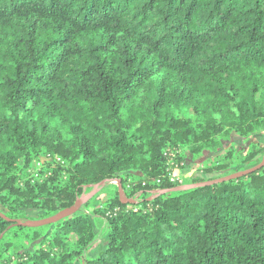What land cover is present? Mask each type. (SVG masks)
<instances>
[{
  "label": "trees",
  "instance_id": "trees-1",
  "mask_svg": "<svg viewBox=\"0 0 264 264\" xmlns=\"http://www.w3.org/2000/svg\"><path fill=\"white\" fill-rule=\"evenodd\" d=\"M235 135H264V0H0V264H264V167L151 196L178 186L174 148L180 165ZM41 157L51 175L38 182ZM118 180L141 196L134 209L116 194L92 214L10 228Z\"/></svg>",
  "mask_w": 264,
  "mask_h": 264
},
{
  "label": "rangeland",
  "instance_id": "rangeland-1",
  "mask_svg": "<svg viewBox=\"0 0 264 264\" xmlns=\"http://www.w3.org/2000/svg\"><path fill=\"white\" fill-rule=\"evenodd\" d=\"M223 150H221L219 153L215 155H204L200 159L191 160L189 158L184 159L182 165L183 167L179 169L178 171V177L183 181V185H185L190 179L197 178L202 176V172L204 168L214 161H218L219 164H224V166L230 165L229 169L224 170L220 173L207 175L206 178L211 177H222L227 174H233L235 170H233L234 163L236 162L237 158L244 159L245 157H248L249 154H251L254 151H257L259 149H263V151L259 152L257 155H255L252 159V162L249 164L242 165L240 168H243L244 170L250 169L258 164H260L264 158V135H259L253 138L252 140H245L244 138H241L237 135L233 137L232 140L223 143ZM174 157L175 153L177 154H186L183 152V149L181 147L174 148ZM171 154V153H170ZM188 156V155H187ZM225 156H228L227 160H224ZM48 166V167H47ZM32 169H30L32 176L38 180V182L42 181L46 177L51 175L50 170V160L41 157L39 160L34 161L31 166ZM48 168V173H46L44 170ZM243 170V171H244ZM44 171V173H42ZM177 174V173H176ZM130 174L129 176H131ZM137 174L133 175L136 176ZM117 183L111 182L107 183L101 191H99L88 203V206H84L81 208L80 212L82 213H90L92 214L96 209L101 207L102 205H105L106 201L112 196L118 195ZM87 193V192H86ZM126 196V195H125ZM127 197V196H126ZM140 195H135L134 198H128L136 202H141ZM125 211L134 209V205H124ZM141 206H138L136 209H140ZM1 210V209H0ZM108 213V212H107ZM41 213L38 211H27L26 215L29 220H38V216ZM98 217V216H97ZM94 224V232L97 235L98 242L95 244V246L90 250L88 253V256L92 257L95 256L97 253L100 252V250L103 248L104 245V234H106L104 230V219L102 218H96L93 220ZM72 241L75 240V238L72 236L70 237Z\"/></svg>",
  "mask_w": 264,
  "mask_h": 264
},
{
  "label": "water",
  "instance_id": "water-1",
  "mask_svg": "<svg viewBox=\"0 0 264 264\" xmlns=\"http://www.w3.org/2000/svg\"><path fill=\"white\" fill-rule=\"evenodd\" d=\"M262 167H264V158L260 164H258L257 166H255L253 168H250L248 170H245L242 172H237V173L231 174L229 176L222 177V178L212 180V181H208V182L192 184V185L187 184V185L177 186L175 188L168 189V190L154 191L151 193V196H152V198H156L160 195H164L167 193L188 191V190H192L195 188L210 186L213 184L222 183V182H226L229 180H234V179L249 175L251 173H254L255 171L261 169ZM116 183H117V190H118V199H119L120 203L122 205H134V204H136L135 201L128 199L125 196V193L121 187L120 181L118 180V181H116ZM106 184H107V182H101V183H99L95 186H92V187H90V186L85 187L84 188L85 193L81 197H79L71 207L62 210V211L58 212L57 214H55L51 217L41 219V220H26V221L13 220V221H11L12 225L10 226V228H12V227L40 228V227L51 226V225H54V224H56L62 220L70 218V217L78 214L80 212L81 208L84 205H86L99 192V190L101 188H103ZM88 189H90V190H89V192L86 193V190H88ZM0 217L4 218V215L0 214Z\"/></svg>",
  "mask_w": 264,
  "mask_h": 264
},
{
  "label": "built area",
  "instance_id": "built-area-1",
  "mask_svg": "<svg viewBox=\"0 0 264 264\" xmlns=\"http://www.w3.org/2000/svg\"><path fill=\"white\" fill-rule=\"evenodd\" d=\"M167 158H168L167 177H168L170 183L177 184L178 186H182L183 181L178 177V171H179L180 167L182 166V164L179 165L174 161V154L173 153L167 154ZM46 159L50 160L49 157H46ZM114 212H117V210H114Z\"/></svg>",
  "mask_w": 264,
  "mask_h": 264
}]
</instances>
